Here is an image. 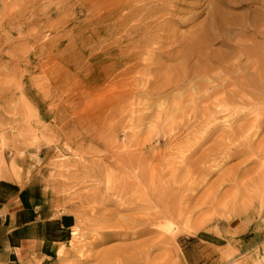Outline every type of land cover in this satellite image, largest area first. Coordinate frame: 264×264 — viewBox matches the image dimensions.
Returning <instances> with one entry per match:
<instances>
[{
	"label": "rangeland",
	"instance_id": "obj_1",
	"mask_svg": "<svg viewBox=\"0 0 264 264\" xmlns=\"http://www.w3.org/2000/svg\"><path fill=\"white\" fill-rule=\"evenodd\" d=\"M154 1L148 0L146 7H162L165 14L154 22L170 20L167 37L159 46L148 37L147 47L129 49L127 41L118 43L120 33H115L126 17H118L127 11L126 0H0V178L18 180L55 212L74 219L70 233L53 225L55 239L71 236L57 248V256L44 264H98L101 259L96 254L107 247L139 246L164 235L154 230L128 239L102 238V226L144 212L146 205L154 210L165 206L169 219L162 223L171 228L166 233L169 241L149 251L147 259L154 260L153 264L168 258L172 264H264V187H254L264 171H259L264 167V128L245 151L230 146L231 155L223 157L224 151L217 149L226 131L245 125L247 116L264 114V107H247L242 110L247 116L235 120L230 119L231 112L217 113L209 129L197 132L202 123L180 118L183 115L175 109L185 108L188 102L174 101L194 91L193 87L211 85L203 73L206 59L213 65L229 59L240 40L250 38L244 45L254 55L259 53L264 63L263 39L253 35L263 23L264 0ZM213 19L222 27L216 30ZM207 21L219 38L209 44L201 39L203 53L191 56L190 38ZM135 38L138 41L139 35ZM121 48H128L130 54L141 50L138 59L134 54L123 60ZM106 64L112 67V75L127 64L135 65L132 78H139L135 82L141 85L153 79L154 84L130 90L128 77L120 83L128 91L117 85L119 94L124 93L112 97L109 83L114 76L106 78V83L99 80ZM179 64L187 70L202 69L191 82L183 83L168 75ZM104 83L107 90L101 91ZM172 105L175 112L171 113L180 115L170 116ZM166 109L169 118L164 115ZM175 121L181 125L174 126ZM206 133L189 156L185 149ZM207 149L209 157L220 161L219 167L208 175L192 174ZM141 157L156 168L153 190L139 181L135 169L119 166L120 160ZM157 193H161L160 200ZM125 204L129 209L122 208Z\"/></svg>",
	"mask_w": 264,
	"mask_h": 264
},
{
	"label": "bare ground",
	"instance_id": "obj_2",
	"mask_svg": "<svg viewBox=\"0 0 264 264\" xmlns=\"http://www.w3.org/2000/svg\"><path fill=\"white\" fill-rule=\"evenodd\" d=\"M147 1L148 0H126V8L125 9L127 11H126L125 15H123V14H122V16H119L118 15V17H123V16H126V17H124V18H122L120 20V23L117 26V28L114 27L115 28V33L117 31H119V33H120V35L117 37V41H118V43H121L122 41H125V42L127 41V44L125 43V46L126 47H129V49H132L135 46H136L135 48H144V47H147L150 44V41H149V38L148 37H153L154 42H155L154 44L157 45V46H159L160 44L162 45V43L164 42L163 37L166 35L165 34L166 33L165 31L168 30L167 27H169L168 24H169V21L170 20L167 21L168 20V18H167V20H164L163 22H161V24L155 25V22H157L155 20L158 18V15H160L163 12L162 11L163 9H161L162 7H159L160 9H158V8L155 9L156 7L155 8L154 7L150 8L149 6L146 7ZM157 1H159V3H162L163 4L165 2L167 3L168 0H156V2ZM153 2H155V1L153 0ZM208 2H209V0H208ZM213 2H214V0H213ZM154 4H157V3H154ZM154 4H152V5H154ZM123 5H125V4H123ZM123 5L122 6L121 5H118V6L120 8L121 7L124 8ZM151 9H153V10H151ZM206 17H208V15ZM213 18H215V17H213ZM217 18H220V16H218ZM158 19H160V18H158ZM205 19H207V18H205ZM208 19H209V17H208ZM211 19L212 18L210 17V20ZM213 20H212V22H213ZM131 21H132V24H129ZM214 23H215V29L216 30L222 27V26L219 27L221 25L219 23V21L217 22L216 20H214ZM222 24H223V22H222ZM226 25H227V23H226ZM227 26L229 27L230 25H227ZM213 27H214V25L211 24V22H208L207 21L201 27V29L197 33H194L193 37L190 38L191 39L190 40L191 42H190L189 46L190 47L192 46V47L191 48L189 47V51H190L189 54L191 56L192 55L194 56V54H193L194 52H202V46L204 47V45H202V44H204L205 42L204 43L201 42L200 41L201 39L203 41L205 40L206 41V44L207 43L209 44L210 43V42H208L209 40L212 41L214 39L219 38V35H214L215 33L213 34L211 32V29ZM228 27H227V29H228ZM256 27L257 28H255V29L253 28L254 31H255L253 35L255 37L262 38L263 39V43H264V19H263L262 25L261 26H256ZM112 29H113V27H112ZM151 33L153 35H151ZM158 33H159L160 37H158V35H157ZM132 34H134V35L132 36ZM135 34H138L139 35L138 41H136L137 38H135ZM136 37H137V35H136ZM166 37L167 36H165V38ZM221 37L223 38V36H221ZM228 37H230V36H228ZM248 39H250V38H246L244 40H240V44H239L240 46L238 44H235V45H238L239 47L237 48V46H236L237 49L234 52H232V54L229 57V59H227V60L225 59L223 61H220L219 60L220 62L217 61L218 63L215 64L216 66L213 65L212 63H209L207 61L208 58L206 59L207 66L205 68V71L203 69V71H204L203 73L205 74V76H207V79L211 83V85H209V83H208L209 86L199 85V86L193 87V90L194 91L191 90L186 95H184L181 99L179 98L180 100L177 101V102H176V100H174L175 101V104H178L179 103V105L180 104H183L184 102L185 103L188 102L187 105L185 106V108H184V105H182V107L181 106L179 107V105H178L179 108L177 109L176 108L177 106H176L175 109L178 110V112H180L181 115H183V116H179L180 118L183 117V119H184V116H185V119L187 121L188 120L190 121L192 119L194 122H196V124L202 123V126L201 127L199 126V128L197 129V132H200V130L203 129V128L209 129V125H211V124L214 123L213 122L214 121V117H215L214 115L217 114V113H220V112H223V111H227L228 113L231 112V114L230 115L228 114V115H229V117H230L231 120H235V119L240 118L241 116H247V114L246 115H243L242 114V110H245V108H247V107L248 108H250V107L255 108L256 106H258L260 108V110H261L262 107H264V93H263L264 90L260 89L261 86H262L261 84H263V86H264V63H261L262 60H263V58L260 57L261 55L257 56L259 54L258 51L260 49L256 52L258 54L257 55H254L252 53L253 51L251 52V48L248 47V46H246V45H244L245 43H247L246 41H248ZM222 40L223 39H221L220 41H222ZM236 40H237V38H236ZM140 42L142 43V45L139 44ZM212 43H213V41H212ZM263 43H261V45ZM137 45H141V46H137ZM130 46H131V48H130ZM157 46H155V47H157ZM251 46H253V45H251ZM127 49L128 48H124V49L121 48V50L119 49V51H120L119 53L122 55L123 60L128 61L129 58L131 56H133L134 54H135V59H138L139 54H140L139 51H141V50H139V49L136 50L135 49L136 51L134 52V54L133 53L130 54L129 53L130 51L128 52ZM178 49H179V47H178ZM181 50H183V48H181ZM260 51H262V50H260ZM186 52H188V51H186ZM179 53H181V52H179ZM261 54L264 56V53L261 52ZM195 55H196V53H195ZM197 55L200 56V54H197ZM242 56L244 57L245 60H244V62L241 63V60L240 59H241ZM202 60H204V59H202ZM121 61L122 60H119V62H118L119 64L117 63V65H120ZM185 61H188V59H185ZM190 61H191V59H190ZM144 62H145V60H144ZM188 63H190V62H188ZM150 64H151V62H150ZM189 66H191V65H189ZM134 68H135V65L131 66V65H128L127 64L126 67H124L123 69H121V70L117 71L116 73H114L115 75L114 74L112 75L111 74V72L113 70L112 67L110 69L107 64L105 66L103 65L102 66V69H101V74H100L99 80L105 81V79L108 78L109 76H114L113 79L109 83V86H111L110 88H112V89H110V95H112V97H115V94L120 95V94L124 93V92H121L119 94L120 90H119V88H117V85H121L120 84L121 81L124 82V80H127L128 77H130L129 82L131 84H129V85L127 84V86L130 87V90L137 89V88H139V86H140V89L141 88L143 89V88H147L151 84L152 85L154 84L153 79L152 80H149L148 79L146 81V83H143L141 85H139V83H136L135 81L138 82L139 78H138V80L137 79L135 80L134 78H132V74L134 72ZM190 68H192V67H190ZM114 69H115V67H114ZM201 69H202L201 67L195 66V68H192L190 70H187L182 64H179L178 66H176L175 69H173L172 71H170L168 75L170 77H174L176 81H179V82L181 81L183 83H184V81H186V83H187V82H191L193 76L195 74H197V72H200ZM213 69H215L216 71L213 70ZM161 76H162V74H161ZM159 77H156V78H159ZM205 82L207 83V81H205ZM105 83H106V81H105ZM105 83L102 84L99 87L101 91H103V90L106 91L107 90ZM195 85H197V83ZM121 86L122 87H125L123 85H121ZM149 87H148V89H149ZM116 88H117L118 92L116 91ZM126 90L128 91V87H127ZM107 92H109V91H107ZM125 93L128 95L129 92H126L125 91ZM176 97L178 99V96H176ZM188 106H190V107L188 108ZM172 107L174 109V105H172L170 107V113H171V111L172 112L173 111L175 112V110H172L171 109ZM262 109H263L262 111L264 112V108H262ZM254 113H256V110H255ZM260 113L262 114L261 111H259V115L256 113L254 115L255 117H253V115H251L253 118H250L251 116H249V117L247 116L246 117V124L245 125L236 126V127H233L232 126L228 131H226V133L224 134L225 135V140H223L219 144V147L217 148V149H219L221 151H224L223 152V157H229L231 155V152H229L230 150L229 151L227 150V149L230 148V146H232L231 148H233V146H234L235 149L243 150V151H245L246 149L252 147L253 141L255 140L254 137L256 136V134L262 128H264V114L260 115ZM165 114L167 115V109H166V111H164V115ZM176 114L180 115L179 113H176ZM176 114H174V115H176ZM174 115H173V113H171L170 116L173 117ZM187 117H189V119ZM168 118H169V116H168ZM168 118L165 117V121ZM221 118H224V116H222ZM171 119H173V118H171ZM174 123H176V124H174ZM180 123H179V121L178 122H176V121L173 122L174 126H176V127H177V125H181ZM196 124H194V125H196ZM192 127H193V124H192ZM187 128H188V126H187ZM211 128H212V126H211ZM207 132H209V131H207ZM167 134H168V132H167ZM211 134H213V133H211ZM206 136H208L207 133L199 136L198 137V141H195V143L193 142L194 143L193 145H190L188 148L185 149V150L188 151V155L189 156H190V154H192L196 150V147L200 145L201 141ZM210 137H212V135ZM214 141H216V140H214ZM202 145H203V143H202ZM201 149L202 148H200V150ZM201 151H200V154H201ZM208 152L210 153V150H208L206 154H205V151H204L203 154L200 155L202 158L199 160L197 166L192 167L193 168L192 169V174L193 173H196L197 174V173L200 172V173H202V175H204V174L205 175H208L211 171L216 170V168L219 167L220 161H217V160L209 157L207 155ZM217 152H218V150H217ZM236 152H237V150H236ZM233 153H232V155H233ZM259 153H260V151H259ZM142 155H144V154L142 153L140 156H142ZM192 156H194V155H192ZM232 158H234V157H232ZM185 159L187 160L188 158L186 157ZM224 160H226V159H224ZM190 162H191V159H190ZM118 163H119V161H118ZM120 163L121 164H119V166L124 165L127 168L131 167V169H135L137 171V173H138V176L137 177H138L139 181L141 183H144V184L146 183V185L148 187H150V190H153V186L155 184L154 177L156 176V174H157L156 172L157 171L155 170L156 168L154 169L153 166H151V168H150L149 167V163H147V161L143 157L138 158V159H135V160H122V161L120 160ZM185 165H186V163H185ZM259 166H260V164H259ZM261 166H262L261 168L259 167V169H261L259 171H262V169L264 168L263 165H261ZM186 169H188V168H186ZM175 171H177V170H175ZM187 172H189V171H187ZM172 174H170V175H172ZM196 174H195V177H196ZM263 174H264V171L261 173V176L259 175L260 177L258 176L260 180H258V182H256V184H255L254 187H257V188L258 187H260V188H263L264 187V175ZM189 176H193V175H189ZM189 178H191V177H189ZM253 181H255V180H253ZM189 189L191 190V188H189ZM160 194L161 193H157V195H156V197H157L158 200H160V197H161ZM122 208L129 209V206L127 204H125V205H123ZM142 209L144 210V212H139V213H136V214L128 215L124 219H122V220H120V221H118L116 223H110V224H107V225L102 226V228H103L102 229L103 230V232H102V238L104 240L128 239L131 236H140V235L146 234L148 232H152L154 230H158L160 232L162 231V232H166V233L169 232V231H171V228L169 226H167L164 223H162L164 220H168L169 219V214L167 215L168 210L166 209L165 206L162 207L161 205H158V209L157 210H154L152 206L146 205V206H143ZM158 231H157V233L162 234V232L160 233ZM166 233L164 235H162V236H157L155 238H151V239H149L146 242H141V244L139 246H137V245H134V246H130V245H119L117 247H107L104 250H101L98 254L95 253L97 255V257L99 255L100 256L99 259H101L100 260L101 262H99L98 264H153L152 262L154 260L153 261H149L147 259L148 258L149 251L152 248H155L156 246H160L161 244L164 245L166 242L169 241L170 236L167 235ZM134 250H137V252L139 251L138 254H134L132 252ZM120 251L123 253V255L120 253ZM114 254H116V256L112 257ZM92 255H94V254H92ZM169 259L170 258L166 259L165 261L156 262L154 264H172V263H170ZM155 261H157V260H155Z\"/></svg>",
	"mask_w": 264,
	"mask_h": 264
},
{
	"label": "crops",
	"instance_id": "obj_3",
	"mask_svg": "<svg viewBox=\"0 0 264 264\" xmlns=\"http://www.w3.org/2000/svg\"><path fill=\"white\" fill-rule=\"evenodd\" d=\"M45 204L18 180L0 178V264H44L69 241L55 239L53 225L70 233L74 219Z\"/></svg>",
	"mask_w": 264,
	"mask_h": 264
}]
</instances>
